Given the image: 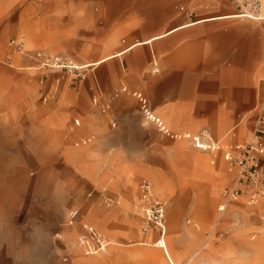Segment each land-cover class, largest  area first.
<instances>
[{
    "label": "rangeland",
    "instance_id": "obj_1",
    "mask_svg": "<svg viewBox=\"0 0 264 264\" xmlns=\"http://www.w3.org/2000/svg\"><path fill=\"white\" fill-rule=\"evenodd\" d=\"M255 1L0 0V264H169L158 244L163 233L142 231L144 180L166 204L168 246L182 264H264V196L253 203L247 193L230 202L224 195L237 187L238 172L226 154L264 130V60L254 81L224 86L228 98L219 104L234 114L224 129L218 115L191 107L180 111L182 127L170 112L154 111L169 135L138 98L143 93L155 108L151 82L167 77L157 88L172 92L188 72L198 80L209 69L220 72L226 53L248 50L254 39L263 56L264 20L219 17L258 15L263 0ZM184 23L191 25L154 45L74 67ZM258 60L250 54L249 72ZM217 87L206 82L201 90ZM196 135H203L200 147L190 138ZM95 143L102 154L84 174L69 160ZM254 160L264 171V155ZM161 180L163 191L155 184ZM85 223L107 238L104 251L84 254Z\"/></svg>",
    "mask_w": 264,
    "mask_h": 264
},
{
    "label": "crops",
    "instance_id": "obj_2",
    "mask_svg": "<svg viewBox=\"0 0 264 264\" xmlns=\"http://www.w3.org/2000/svg\"><path fill=\"white\" fill-rule=\"evenodd\" d=\"M263 6H264V0H263ZM243 11H239L234 14H221L219 17H237V18H247L245 13H242ZM249 15V14H248ZM252 15V19L255 20H264V10L258 16V18H255V16ZM182 25H184L182 27ZM191 25L190 23H184L180 25H176L175 27L169 29L168 31L162 33V34H157L153 35L152 37H149L144 40H138L136 42H131L127 45H125L123 48L117 50L114 53L107 54L100 59L92 62V63H83V64H78L79 68L87 67L89 65H94V64H100L104 61H107L113 57L121 56L123 54H126L130 50H132L134 47L138 45H145L150 42H153V45L155 44L156 41L161 40L179 30L182 28H185L187 26ZM260 32V31H259ZM164 36V37H163ZM162 37V38H161ZM159 44V42H158ZM162 45V44H161ZM152 46V45H151ZM261 45H260V40L254 39L252 40L250 47L248 50L244 49L240 52H231V53H226L222 59L221 63V70L220 72L218 71H211L209 69L208 73H205V76L198 80V76L194 74H184L183 76L179 77L176 79V82L174 83V87L172 89V92L170 90H165L163 92H160L159 89L157 88V85L162 83L167 77H163L162 81H153L150 83V91L154 92L155 95V105L153 108L150 102L148 101V98L145 96L147 100V106L148 108L152 111L151 113L155 118H161L159 115H157L154 111H167L170 112L173 116V120H175V124H178V126L182 127L184 119V115H181L180 111H184L186 107H191L194 108V110L198 111H206L207 113H212L214 116L215 114L218 115V124L221 129H224L228 126L229 120L227 119V116L229 115H234L233 113H229L230 111H224L227 110L226 107L222 106V104H219L222 99L228 98V93L229 91L227 90V84L229 83H242V82H251V80L257 79L261 74V70H257L259 64L264 60V54L262 56V51H261ZM254 52V58H259L257 66L252 69V71L249 72L248 70V62L250 58V54ZM157 54V53H156ZM226 61V63H225ZM154 62H157V58L154 59ZM242 62V63H241ZM204 65H207L204 67L205 69L207 68H212V61L210 59H205L203 62ZM237 67V68H235ZM235 68L234 70H231ZM249 75H246L248 74ZM252 81V82H253ZM206 82H215L218 84L217 89L215 88H207L206 90H201V86L203 83ZM189 84L190 88L186 89V85ZM96 95V94H95ZM143 95V93H142ZM214 100V102L212 101ZM242 100V99H241ZM241 108L244 107V102H241L240 105ZM216 110V111H214ZM90 126L100 132L102 131L101 128L95 123L91 122ZM167 127V126H166ZM168 128V127H167ZM169 132L171 134V129H169ZM78 131V133H80ZM169 134V135H170ZM189 134H180V133H175L173 137L177 138H187ZM99 143L102 145L103 140L100 139ZM102 152L97 148V143L87 146L86 148L73 152L72 156H74L75 160L72 158L69 161L76 166V168L82 173L87 174L88 169L86 164L95 158H98ZM156 186L163 191L164 188H166V183L161 180L160 182L155 181ZM167 229L164 234L160 235V240H159V246L163 248L165 257L168 261L169 264H182L179 259L176 257V254L173 253L169 246H168V241H167ZM95 260V259H94ZM189 262V261H188ZM186 264H190V263ZM191 262V260H190ZM197 264V263H194ZM198 264H214L212 261L207 260L205 263H198ZM223 264V263H222Z\"/></svg>",
    "mask_w": 264,
    "mask_h": 264
},
{
    "label": "built area",
    "instance_id": "obj_3",
    "mask_svg": "<svg viewBox=\"0 0 264 264\" xmlns=\"http://www.w3.org/2000/svg\"><path fill=\"white\" fill-rule=\"evenodd\" d=\"M256 5L259 1H255ZM54 65L61 68H72V65H68L62 62L60 59H56ZM137 94V93H136ZM138 98L142 102V106L146 117L155 122L162 131L170 134L166 125L159 118H155L152 111L147 106V100L142 95L138 93ZM93 102L97 105L100 99L97 95L93 97ZM108 107V106H107ZM106 106L102 107V111L107 110ZM79 123V121H77ZM259 133V138L250 143L247 146L241 147V145H236L234 150L236 154L233 155L229 151L226 154V160L229 161V170L232 171L233 168H238L237 172V187L226 189L224 191L225 198L227 202L237 199L242 193L249 194L250 202L256 203L260 196H264V171L261 167L255 164V155H264V130H256ZM205 136V135H204ZM193 141L198 147L201 146L203 135H196L193 137ZM209 148H216L217 144H209ZM141 211L143 217L142 231L145 234L150 233L153 230L161 231L163 234L166 232V204L160 200L154 193V189L148 180H144L141 183ZM77 215L74 211H71L68 215V222L74 224L77 222ZM79 244L83 249L85 255H95L102 252L109 245V241L104 236V234L94 225L85 223L83 224V231L79 234ZM67 259V258H66Z\"/></svg>",
    "mask_w": 264,
    "mask_h": 264
},
{
    "label": "bare ground",
    "instance_id": "obj_4",
    "mask_svg": "<svg viewBox=\"0 0 264 264\" xmlns=\"http://www.w3.org/2000/svg\"><path fill=\"white\" fill-rule=\"evenodd\" d=\"M263 3V2H262ZM262 12H263V9H262ZM261 12V13H262ZM242 13H245L244 15H246L247 16V18H251L252 17V15H254L255 16V18H258V16H260V14L261 13H259L258 15H256V14H254V13H252L251 11H249V10H246V11H243ZM249 14V15H248ZM253 16V17H254ZM259 20V19H258ZM74 67H76V68H79V66L78 65H74ZM209 139H210V137H208ZM256 137H254V140H253V142H255L256 140ZM84 142H86V141H84ZM79 144V143H78ZM151 183V182H150ZM152 185V184H151ZM153 187V186H152ZM79 243V242H78ZM80 245V244H79ZM98 254V253H97ZM96 255V254H95Z\"/></svg>",
    "mask_w": 264,
    "mask_h": 264
}]
</instances>
